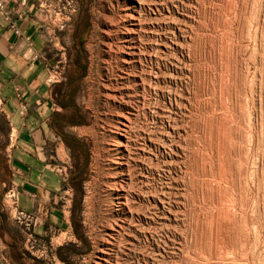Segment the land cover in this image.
<instances>
[{
	"label": "rangeland",
	"instance_id": "rangeland-1",
	"mask_svg": "<svg viewBox=\"0 0 264 264\" xmlns=\"http://www.w3.org/2000/svg\"><path fill=\"white\" fill-rule=\"evenodd\" d=\"M75 1L70 23L47 33V68L56 74L50 161L65 178L57 213L44 219L25 208L17 187L6 197L11 141L0 116L8 223L0 264H65L61 247L73 264H157L158 253L162 264H264V0ZM142 4L143 59L128 66L122 31ZM154 27H162L159 41ZM140 70L147 81L137 86ZM171 103L176 142L164 144ZM130 110L139 111L131 152L146 143L152 162L135 155L127 162L115 150L113 131ZM172 157L179 165L166 166ZM165 186L185 189L180 200L171 197L168 227L160 225Z\"/></svg>",
	"mask_w": 264,
	"mask_h": 264
},
{
	"label": "crops",
	"instance_id": "crops-1",
	"mask_svg": "<svg viewBox=\"0 0 264 264\" xmlns=\"http://www.w3.org/2000/svg\"><path fill=\"white\" fill-rule=\"evenodd\" d=\"M21 1L8 0V3L18 13H24L19 25L24 36L31 38L32 49L25 38L17 36L0 18V116L7 123V140L11 132L16 137L4 154L10 157V186L19 188L25 208L37 211L45 219L57 213L53 204L65 182L50 161L55 140L49 128L54 86L49 83L47 68V33L54 30H46L37 13L36 6L41 0H27L25 7L18 6Z\"/></svg>",
	"mask_w": 264,
	"mask_h": 264
},
{
	"label": "bare ground",
	"instance_id": "bare-ground-1",
	"mask_svg": "<svg viewBox=\"0 0 264 264\" xmlns=\"http://www.w3.org/2000/svg\"><path fill=\"white\" fill-rule=\"evenodd\" d=\"M146 1V0H145ZM149 2H153L156 6L160 7L161 5H163V1L164 0H147ZM167 1V0H166ZM141 3V2H140ZM139 3V4H140ZM148 3V2H147ZM153 4V5H154ZM165 5V4H164ZM193 7V6H192ZM157 9V8H156ZM153 10V8H152ZM144 5L142 4L140 6V8L138 10L135 11L134 14H131L129 15L127 18L129 20L126 19V22L127 24H125L126 27H124V30L122 31V34H124L122 37H121V41H120V47H119V50L123 55L122 57V62L128 66H135V65H138L142 62V59H143V51H142V43H143V36H142V33L143 32H146V21H145V15L147 16L148 14L144 12ZM158 11L161 13V8L158 9ZM152 13V12H151ZM154 14H156L154 12ZM163 14V13H161ZM165 15V14H163ZM191 15V14H190ZM188 16V15H187ZM192 16V15H191ZM190 16V18H191ZM160 17V16H159ZM162 17V16H161ZM189 17V16H188ZM157 18V17H156ZM177 19V18H176ZM175 19V20H176ZM160 20V19H159ZM161 21V20H160ZM179 21V20H177ZM160 23V22H159ZM176 23V22H175ZM180 23V21L178 22ZM157 24V23H156ZM187 24L190 25L189 28H191L192 26V23L190 22H187ZM160 25V24H159ZM187 25V26H189ZM195 27V26H194ZM181 28V27H180ZM179 28V29H180ZM182 30V29H181ZM187 30V29H186ZM189 30V29H188ZM153 34L155 35H158L160 36V38H158L157 40L159 41V39H161V36H162V27H154L153 28ZM173 34H175L173 32ZM192 38V37H191ZM187 40V38H186ZM167 42V41H166ZM186 43L188 41H185ZM166 45H168V47H166V45H163L165 46L166 48H170L171 45H169V43H165ZM162 46V44H158L156 45L155 48V51L156 52H161V53H164L166 54L168 49H164V48H160L159 46ZM143 70H140L138 72H134L135 74H140ZM140 79L142 80L141 83H139L135 78H134V82L137 86H140L142 85V83L145 85L146 81H147V74L143 71V73L141 74L140 76ZM132 81V78L127 74V77H126V81L125 83L127 82H131ZM125 85V84H124ZM124 89V88H123ZM119 92V91H118ZM178 104V103H176ZM174 106H175V103H171L170 104V108L168 111H166L165 113V116H164V119H168V122H169V128L167 130V132H164L163 134V137H162V142L164 144H168V142H176L174 141L176 139V136H175V133L177 132V129H176V125H174V129L170 123V121L173 123V124H176V121L173 117V111L175 110L174 109ZM139 117V111H134V110H130L128 111L127 113L125 114H122L120 116V119L118 121V124L117 126L115 127V130L113 131L115 136L118 138L119 142L118 144H116V149L115 150H118L119 152H122L123 155H124V160H126L127 162L130 160V159H133L134 155L135 156H139L140 158L144 159L145 161H149V162H152L153 160V157L150 155L151 152L148 151V148L149 146L144 143L143 145H140L137 149H136V152H131V149H132V146H133V138L131 136L132 132H133V126H134V122L136 121V119ZM181 139V138H180ZM188 139V138H187ZM179 143V142H178ZM166 146V145H165ZM164 146V147H165ZM125 152H129V156L126 157V154H124ZM165 154H168V152H162V155L164 156ZM188 155V154H187ZM191 155V154H190ZM181 157V156H180ZM179 157V158H180ZM190 159V158H189ZM193 159V158H192ZM192 163V162H191ZM120 164H124V163H119ZM174 164H178L179 165V161L176 157H172L170 158L169 161H166L165 162V165L166 166H173ZM184 165V164H183ZM188 165V164H187ZM190 166V165H189ZM192 166V165H191ZM190 166V167H191ZM174 167V166H173ZM181 168V167H180ZM166 169V168H165ZM187 169V168H186ZM190 170V169H189ZM173 171V170H172ZM183 171V170H182ZM191 172V171H190ZM184 173V172H183ZM190 174V173H188ZM185 177V176H184ZM188 177V176H187ZM192 179V178H191ZM186 180V179H185ZM184 180V181H185ZM189 180V179H188ZM187 180V181H188ZM194 180V179H193ZM183 181V180H182ZM183 181V182H184ZM191 181V180H190ZM195 182V181H194ZM187 184V183H186ZM196 186L195 184L193 185V187ZM194 189V188H193ZM185 191V189H177V187H168V186H165L163 187L162 189V193L159 198L162 206H160L159 208V211L162 215L161 219L162 221L160 222V225L162 227H168L170 226V224H173L171 223V217L168 216V213H169V210H170V206H171V197L174 196L177 200H180V198L183 196V192ZM190 192V191H189ZM187 194V193H186ZM192 194V192L190 193V195ZM185 195V194H184ZM187 196V195H186ZM159 197V196H158ZM188 199V198H187ZM128 201V199H127ZM158 201V200H157ZM180 204H182L180 202ZM180 209V208H179ZM189 212V211H188ZM152 214V213H151ZM146 218H149V219H152V216H145ZM177 222V221H176ZM178 224L180 223V220L177 222ZM201 233V232H200ZM196 234V233H195ZM202 234V233H201ZM199 236V234H198ZM134 238V237H133ZM136 238V237H135ZM201 238V237H200ZM196 239V238H195ZM203 239V238H202ZM137 240V239H136ZM188 241V240H187ZM181 242V241H180ZM193 242V241H192ZM197 242V241H196ZM199 242V241H198ZM201 242V241H200ZM188 243V242H187ZM131 244L133 245L134 242H131ZM178 245L182 246V243H179ZM194 245V244H193ZM187 247V246H186ZM114 248V247H113ZM113 248H110L108 251H107V261H112L114 262V257H115V252L116 250L113 249ZM181 248H179V246L176 247V250H180ZM192 255V254H191ZM158 256L159 258L157 259V264H162L161 263V259L162 257H164L162 254L158 253ZM103 259V258H102ZM209 263V262H208ZM204 264V263H203ZM207 264V263H206Z\"/></svg>",
	"mask_w": 264,
	"mask_h": 264
},
{
	"label": "built area",
	"instance_id": "built-area-1",
	"mask_svg": "<svg viewBox=\"0 0 264 264\" xmlns=\"http://www.w3.org/2000/svg\"><path fill=\"white\" fill-rule=\"evenodd\" d=\"M28 1L22 0L18 6H27ZM37 13L43 18V25L46 30H63L71 21V19L78 13V4L75 0H41L36 6ZM17 8H11L8 0H0V18H2L7 24L9 29L17 36L25 38L30 49L33 48V42L31 38H26L23 34L22 28L19 25V21L24 19V13H18ZM18 16L19 19H17ZM39 57V56H35ZM56 74L54 71H50L49 83H55ZM16 140L13 132L10 135L11 144ZM15 187L6 194L7 198L15 196Z\"/></svg>",
	"mask_w": 264,
	"mask_h": 264
},
{
	"label": "trees",
	"instance_id": "trees-1",
	"mask_svg": "<svg viewBox=\"0 0 264 264\" xmlns=\"http://www.w3.org/2000/svg\"><path fill=\"white\" fill-rule=\"evenodd\" d=\"M11 189V186L9 185V189H8V191ZM8 191H7V193H8ZM6 193V194H7ZM7 225H8V223H7V216L4 214V213H1V208H0V237L2 238V239H5V230H6V228H7ZM68 250V248H66V247H61V248H59V250H58V255H59V257L61 258V260H63V262L65 263V264H73L70 260H69V258H67L66 256H64V252L65 251H67ZM18 255L19 256H22L20 253H18Z\"/></svg>",
	"mask_w": 264,
	"mask_h": 264
}]
</instances>
